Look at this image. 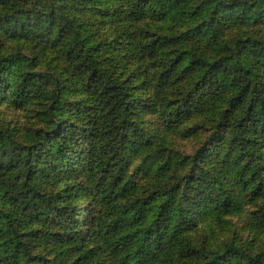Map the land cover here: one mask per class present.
I'll list each match as a JSON object with an SVG mask.
<instances>
[{
    "label": "trees",
    "instance_id": "1",
    "mask_svg": "<svg viewBox=\"0 0 264 264\" xmlns=\"http://www.w3.org/2000/svg\"><path fill=\"white\" fill-rule=\"evenodd\" d=\"M88 12L120 23L111 41L94 39ZM146 19L186 27L143 34L134 23ZM263 21L264 0H0V104L45 109L29 142L0 128V264H264V250L188 236L264 198V40L222 39ZM47 49L70 76L40 67ZM114 53L157 70L167 129L215 119L183 173L170 176L160 152L146 156L164 178L147 191L128 163L152 142L149 83L110 62Z\"/></svg>",
    "mask_w": 264,
    "mask_h": 264
},
{
    "label": "rangeland",
    "instance_id": "2",
    "mask_svg": "<svg viewBox=\"0 0 264 264\" xmlns=\"http://www.w3.org/2000/svg\"><path fill=\"white\" fill-rule=\"evenodd\" d=\"M87 17L94 23L91 33L95 40L111 41L120 27L119 22L108 17L94 16L89 12ZM134 27L143 34H146L147 31L176 34L186 26L182 24L176 26L158 23L146 19L135 22ZM240 36L264 40V21L259 24L228 28L225 30L222 39L227 44H230L236 37ZM16 44L14 41H9L6 43L5 49L11 50L15 48ZM18 45H23V42ZM195 48L200 49L198 46ZM206 53L212 55V49H206ZM108 56L110 62L112 61L115 66L125 69L127 74H130L136 80V84H140L142 81L149 83L147 91H149L151 108L144 111L143 119L144 127L148 131L153 129L151 132L152 142L147 149L130 156L128 163L129 173H134L132 179L136 187L141 191H147L160 185L164 178L157 171V168L145 165L146 156L150 152H160L162 159L164 158L170 163L168 164L170 176L175 174L176 171L183 173L187 169L186 166L182 170L183 167L181 165L187 164L182 160L183 157L193 155L201 148L213 130L215 119L213 113L203 112L196 115L189 123L179 129H167L163 126L159 112L164 107L165 101L161 94L158 93L157 87L154 86L158 84L157 70L152 69L148 62L138 64L129 57L124 58L116 53L113 55L108 54ZM39 63H41L40 67L54 68L59 73H65L66 71V77L71 75L69 64L60 53L53 49L40 52ZM44 110V106L38 102H32L31 105L24 109H14L8 103H2L0 104V128L13 132L16 139L21 142H29L31 140L30 134L43 126L41 113ZM179 166H181L180 169ZM137 168L141 171H136ZM259 209H264V198L245 206L242 213L227 218L226 223L221 224L207 217L188 236L194 244L205 248L220 249L224 248L227 243L237 242L255 252L264 250V227L257 221L258 214H256Z\"/></svg>",
    "mask_w": 264,
    "mask_h": 264
}]
</instances>
